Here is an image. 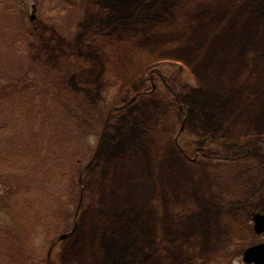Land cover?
Wrapping results in <instances>:
<instances>
[{
  "label": "rangeland",
  "instance_id": "374dc122",
  "mask_svg": "<svg viewBox=\"0 0 264 264\" xmlns=\"http://www.w3.org/2000/svg\"><path fill=\"white\" fill-rule=\"evenodd\" d=\"M64 58L59 88L39 71ZM0 64L44 95L31 124L0 116V169L47 210L40 264H246L264 242V0H0Z\"/></svg>",
  "mask_w": 264,
  "mask_h": 264
},
{
  "label": "trees",
  "instance_id": "16d2710c",
  "mask_svg": "<svg viewBox=\"0 0 264 264\" xmlns=\"http://www.w3.org/2000/svg\"><path fill=\"white\" fill-rule=\"evenodd\" d=\"M37 31L38 30L36 28V33ZM38 39H39V36H38ZM40 40H41V36H40ZM40 43L41 42H39L38 44L39 47L41 46ZM48 45L51 48H53L52 43H49ZM16 46L17 44H12L10 46L11 51H13L12 47L18 48L21 52L24 51L23 46L22 47L20 46L16 47ZM44 47L46 48V46ZM45 48L39 51L40 52L39 56H42L43 54H45L51 58L53 55V52L48 53V51H46ZM61 62L62 63H61L60 68L52 69L51 66L48 65V66L43 67V69H41L39 73H44V74L47 73V75L53 74L55 78V80L52 82L53 86L58 85L59 88L61 86L66 88L65 78H66V74L68 73L70 69V67H66V66L71 65V64L69 63L70 60H68V58L62 59ZM154 67L151 68L152 71H150V73L151 72L154 73L157 83H160L163 81V83L166 84V81H167L166 79L172 78V73L170 75L169 74L166 75V73H164L163 71H160L157 67L155 68ZM21 71L22 73L20 76L24 78L22 77L19 78L18 76H16L15 78L16 82H15L9 79V75H7V72L3 69V67L0 64V100H2L0 101V116L3 117L2 115L6 111V109L3 107V105H1V103L3 102L4 99L7 98L10 101L13 100L12 102L14 103L13 109H10V110H13L14 115H10L11 113H9L11 118H14L12 119V121L15 120V118H20V115H21L25 117L28 124H31V122L33 121L32 116H34V114L36 113V110L37 112L39 111V106H40V104H38L39 106L33 105V101L35 102L39 101V103H43L44 95H42L43 92L40 90L41 86L32 81L34 83V87H33L34 90H27V91L30 94L33 93L34 97L33 96L27 97L28 93L24 92V90L28 86L27 82H31V80H29V77H28L29 74H27V71L28 73L31 71L28 69L26 70L22 69ZM23 71L25 72L24 76H23ZM35 71H38V69H36ZM166 86H167L166 88L172 91L170 87H168L169 86L168 83L166 84ZM149 91L151 90L139 92L138 95L149 93ZM55 98L58 99L57 96ZM26 100L29 101V105L26 107H23V104L25 103ZM89 108H92V106L84 107L82 109L83 111L82 115L79 113L77 115L76 111L74 112L73 109H71L72 117L74 119L78 118L79 119L78 123L80 124H82V122H86L87 119L90 118V116L87 113ZM93 109H95V107H93ZM64 110L66 111L67 109L64 108ZM42 112H43L44 117L46 116V112H48L46 116V122L48 119H52V117L55 115L54 111L47 109V107H45L44 110L42 109ZM57 113L58 112H56V114ZM30 117H31L30 119L31 122L29 121ZM2 128L11 129L10 127H2ZM1 129H0V132H2ZM6 135L7 134L4 133L3 136H5V139L1 138V141H0L1 142L0 144L3 146L7 145V142H8L7 138L9 137L11 138V136H9L10 134L8 136ZM32 139L34 142L38 141L36 138L34 139L33 136H32ZM15 141L16 140L12 142H15ZM19 142L20 140L16 144L19 145ZM16 144H15V147L20 148ZM5 149L7 151L6 146H5ZM201 151L202 150H199V149L196 150L195 151L196 155L198 156ZM12 152L14 151L12 150ZM15 157L16 155L14 152V156L12 160H15L16 159ZM7 167L8 166H5L4 168H7ZM15 176H16L15 174L14 175L9 174V173L5 174L0 169V191L2 193V194L0 193V213L2 214L8 213L10 216L11 213L14 214L15 212L16 214H14V220H17L15 225H11L12 227L11 228L9 227V225L4 224V222H2L0 219V264H40L39 262L41 261V258L40 256H38L36 252L35 241L38 236L37 233L39 232L37 228L41 227L42 224L44 223L45 218L47 216L46 215L47 210L43 211V207H41L42 204H40V206L38 207H35L36 206L35 204L37 202H40L41 200H39L38 196L34 194V190H35L34 184L30 183L27 179L21 180L20 182L19 181L20 179H16ZM16 196L19 199H21L23 202H25L23 206L13 205L12 203L13 197H16ZM40 197H42V192H41ZM7 200L10 201L11 203L7 202ZM77 200L79 199L77 198L76 201ZM63 214L65 217L69 216L68 212L66 211H63ZM56 237L52 239L53 240L52 245H51L52 248L56 246V242L58 240Z\"/></svg>",
  "mask_w": 264,
  "mask_h": 264
},
{
  "label": "water",
  "instance_id": "95a60500",
  "mask_svg": "<svg viewBox=\"0 0 264 264\" xmlns=\"http://www.w3.org/2000/svg\"><path fill=\"white\" fill-rule=\"evenodd\" d=\"M36 5H33V14L30 17L31 21L36 19ZM155 88V87H154ZM254 233L258 236L264 235V213L257 211L252 216ZM69 235L62 234L59 241L65 240ZM243 261L246 264H264V242L248 247L244 251Z\"/></svg>",
  "mask_w": 264,
  "mask_h": 264
},
{
  "label": "flooded vegetation",
  "instance_id": "af4514ba",
  "mask_svg": "<svg viewBox=\"0 0 264 264\" xmlns=\"http://www.w3.org/2000/svg\"><path fill=\"white\" fill-rule=\"evenodd\" d=\"M149 82H150V84L152 85V86H154V87H157L156 85H157V82H156V79H155V75H154V73H152L151 72V77H150V79H149ZM155 89V88H154ZM183 151H185L184 149H183ZM190 151V150H189ZM203 151V150H202ZM201 151V152H202ZM264 213V212H263ZM252 216H253V214H252Z\"/></svg>",
  "mask_w": 264,
  "mask_h": 264
}]
</instances>
